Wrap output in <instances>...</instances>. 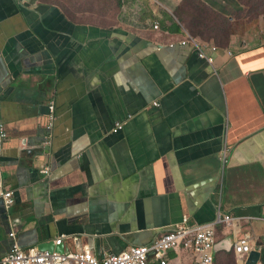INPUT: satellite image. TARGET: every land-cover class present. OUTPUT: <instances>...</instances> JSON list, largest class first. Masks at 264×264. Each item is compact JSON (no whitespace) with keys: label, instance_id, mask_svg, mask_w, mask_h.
Here are the masks:
<instances>
[{"label":"crops","instance_id":"0c3cea01","mask_svg":"<svg viewBox=\"0 0 264 264\" xmlns=\"http://www.w3.org/2000/svg\"><path fill=\"white\" fill-rule=\"evenodd\" d=\"M184 1L0 0V182L15 193L0 262L14 242L102 258L220 210L247 218L217 226L216 262L244 264L245 239L264 264V28L241 25L212 66L180 44ZM203 1L231 22L244 9Z\"/></svg>","mask_w":264,"mask_h":264},{"label":"built area","instance_id":"2783aa9c","mask_svg":"<svg viewBox=\"0 0 264 264\" xmlns=\"http://www.w3.org/2000/svg\"><path fill=\"white\" fill-rule=\"evenodd\" d=\"M155 30H159V24L154 25ZM183 46H191L196 50L201 59H205L210 65L214 66V59L208 56L207 50L216 53L219 48L215 44L204 43L190 33L180 41ZM171 46H174L173 44ZM158 105L157 103L155 104ZM50 122L48 128L51 129L54 124L55 109L54 105L50 107ZM123 127L122 123H117L115 130ZM7 138L5 124L0 117V146ZM2 169L0 165V176ZM0 197L3 199L6 207H10L15 201V193L11 189H4L0 182ZM247 217L237 216L230 213H222L220 210L214 220L204 223L191 222L188 217L183 218L182 222L174 225L161 236L155 238L147 245L129 246L120 253H109L98 258L90 250L83 249L62 253L53 250H41L39 248L23 249L17 242H14L8 254L2 259L0 264H182L181 262L171 261L169 253L175 251L192 252L197 258L196 264H215V246L218 242L217 226L220 224L233 227V230L240 226V221ZM14 238L15 233H10ZM64 236L55 240L56 245L64 243ZM236 254L245 257L249 254L254 246L245 239H236L233 244Z\"/></svg>","mask_w":264,"mask_h":264},{"label":"rangeland","instance_id":"374dc122","mask_svg":"<svg viewBox=\"0 0 264 264\" xmlns=\"http://www.w3.org/2000/svg\"><path fill=\"white\" fill-rule=\"evenodd\" d=\"M238 1L243 5L244 9H242L240 12L234 13V15L237 16L235 22H231L228 19L226 24H222L223 21L220 18L216 20V17L214 15H211L210 20H205L207 15L201 14L198 11H194V9L196 8H193L188 4H186L183 8L185 13L180 12L179 14L182 17L185 25L189 27L192 26L193 22H198L200 24L201 34L198 35L197 38L201 39L202 41L213 42L215 43V45H221L222 43H227L228 40L226 39L230 32H232V34L234 32H237L241 25L254 24L259 28H264L263 0ZM191 12H193V14H191ZM215 264H235V259L229 255H225L221 257L218 262L215 261Z\"/></svg>","mask_w":264,"mask_h":264},{"label":"trees","instance_id":"16d2710c","mask_svg":"<svg viewBox=\"0 0 264 264\" xmlns=\"http://www.w3.org/2000/svg\"><path fill=\"white\" fill-rule=\"evenodd\" d=\"M262 2L264 3V0ZM186 4H188L189 6H192L193 8H196V9H194V11H198L201 14L207 15L205 20H210L211 15H214L216 17V20L219 18L222 19V21H223L222 24H226L228 21L227 18L224 19L221 15L211 11L210 8L205 4V2L203 0H185L183 5H181L180 7L177 8V15H180L179 14L180 12H184L183 8L185 7ZM191 14H193V12H191ZM181 21H182V19H181ZM187 30L194 37H197L198 35L201 34L200 24L198 22H193L191 27L187 26ZM231 34H232V32H230V34L228 35L226 40L230 39ZM221 45H223V43ZM263 253H264V251H263ZM262 261L264 262V254L262 257ZM235 264H236V260H235Z\"/></svg>","mask_w":264,"mask_h":264},{"label":"water","instance_id":"95a60500","mask_svg":"<svg viewBox=\"0 0 264 264\" xmlns=\"http://www.w3.org/2000/svg\"><path fill=\"white\" fill-rule=\"evenodd\" d=\"M219 242L216 243L215 246V255L217 254ZM45 250L53 251L55 248L53 243L50 245H42ZM42 250V249H41ZM81 251V250H80ZM261 259V251L258 249H253L248 255L247 258L244 260V264H259Z\"/></svg>","mask_w":264,"mask_h":264},{"label":"clouds","instance_id":"9594fccd","mask_svg":"<svg viewBox=\"0 0 264 264\" xmlns=\"http://www.w3.org/2000/svg\"><path fill=\"white\" fill-rule=\"evenodd\" d=\"M248 255V254H247ZM237 256H238V254H237Z\"/></svg>","mask_w":264,"mask_h":264}]
</instances>
